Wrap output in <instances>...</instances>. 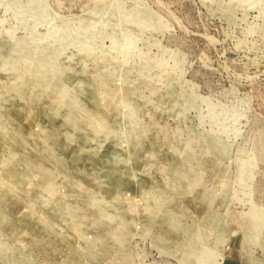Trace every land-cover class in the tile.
<instances>
[{
  "label": "rangeland",
  "instance_id": "1",
  "mask_svg": "<svg viewBox=\"0 0 264 264\" xmlns=\"http://www.w3.org/2000/svg\"><path fill=\"white\" fill-rule=\"evenodd\" d=\"M0 264H264V0H0Z\"/></svg>",
  "mask_w": 264,
  "mask_h": 264
}]
</instances>
